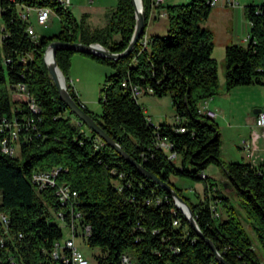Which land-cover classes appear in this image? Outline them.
I'll return each instance as SVG.
<instances>
[{"label":"trees","instance_id":"obj_1","mask_svg":"<svg viewBox=\"0 0 264 264\" xmlns=\"http://www.w3.org/2000/svg\"><path fill=\"white\" fill-rule=\"evenodd\" d=\"M210 1L162 7L168 34L151 36L146 48L139 41L118 61L67 49H59L56 60L72 97L126 153L187 201L201 232L225 261L262 264L255 246L264 252V164L226 163L218 123L199 113L203 101L221 92L214 35L202 26L213 11ZM143 5L146 34L152 0H143ZM66 6L60 0H0V215L9 220L7 234L0 220L5 242V247L0 243V264L10 257L20 264H63L51 255L63 232L50 218L69 207L59 202L57 187L39 190L33 182L35 172L55 168L60 169L57 185L68 184L78 193L82 225L91 228L85 243L101 249L96 264H122L124 255L135 264H222L168 191L71 113L48 70L45 54L53 42L99 43L112 53L124 52L136 27L132 0H117L108 24L94 30L86 15L77 20ZM26 8L51 9L60 19V30L30 36L33 24L22 17ZM245 15L251 25L248 45L225 50L227 91L264 85V3L246 6ZM77 54L114 71L102 88L101 115L89 111L70 85ZM124 82L142 93L170 96L178 123L153 125ZM15 130L19 147L12 156L3 151V143H11ZM164 139L170 150L160 147ZM211 165L223 172L225 189L205 175ZM172 177L203 182V196L195 193L198 201L192 202ZM226 187L238 195L245 221L231 206Z\"/></svg>","mask_w":264,"mask_h":264},{"label":"rangeland","instance_id":"obj_2","mask_svg":"<svg viewBox=\"0 0 264 264\" xmlns=\"http://www.w3.org/2000/svg\"><path fill=\"white\" fill-rule=\"evenodd\" d=\"M170 5H182V4H189L192 0H169ZM236 3H238V6L236 7H225L230 11H236L235 20L233 22H228L227 20H224L223 18L219 17H212L210 15V18L203 22L202 26L207 28V25H215L217 27V31H220L223 36H227L228 33L233 31L239 32L240 31V22H239V12H245V7L248 5H251L253 3H256L257 5H260L264 3V0H235ZM81 7L75 8L74 5H68L66 7L69 8V10L73 13V15L77 18V20H80L82 18L83 13L89 14L90 25L97 26V25H103L104 22L109 21L110 17L112 16L113 12L116 10L117 7V0H96L94 4L90 5L89 0H81ZM217 11V8L214 7L212 14ZM106 15V16H105ZM37 15L36 12H33L30 14V22L35 27V31L37 35H48L54 31H56L59 28L60 21L57 18V15L52 11L50 15V20L45 26H41L37 23ZM160 30H158V35L160 36H166L168 34V31H166V28H168V25L166 22L162 21L159 24ZM250 28V27H249ZM248 28V29H249ZM222 36V37H223ZM248 45V44H246ZM73 66V63H72ZM100 66V65H98ZM109 70L108 74H104L103 71L100 69L92 68L89 66L81 65L79 67L72 68L70 70L69 79L70 85L73 87V90L78 95L77 90H75V78L72 80V73L78 75L80 82L76 81L79 84H81V91L83 92L84 96H81L83 101H87L88 107L91 110L92 113L96 115H101L102 105L100 104V98L102 96V88L105 82L106 76L112 74L114 71L110 67H104ZM73 71V72H72ZM220 77L221 79H226V60L225 62L220 66ZM67 84V81H66ZM243 88H250L254 90L253 93L250 95L242 94L237 95L234 100V106L235 108L242 110V114L250 109L251 105L255 101H263L264 100V85H251V86H244ZM221 89V87H220ZM237 88L233 89L234 91ZM232 91V90H231ZM80 99V98H79ZM81 101V100H80ZM139 103L143 108V111H146L145 116L150 117L152 119V123L158 127L160 125H176L178 122L176 121V115L175 110L172 105V99L170 96L165 97H157L152 95L151 93H142V95L139 98ZM238 112H241L239 111ZM253 113H256V108H254ZM256 115V114H254ZM221 141L223 143V138L221 134ZM189 168L192 169L191 166ZM212 169L209 170L210 175H215L217 177V183L225 189V184L223 182V172L218 170L216 166L211 167ZM220 179V180H219ZM172 182L183 191V194L185 197L191 198L192 202L196 203L198 201L197 197L195 196V193L200 194L203 196V182H196L189 179L179 178V177H172ZM226 193V192H225ZM227 196L230 199L231 206L235 209V211L242 217V219L245 221V213L242 210L240 204L241 201L238 197V195L235 192H228L226 193ZM52 217L50 218V221L56 225H58L63 232V238L62 243L64 244L67 240L71 239V233L68 228L65 227V225L57 220L54 216V213H52ZM226 216V215H225ZM247 226V225H246ZM249 231L252 232L251 227H249ZM77 245L81 252L85 255V257L89 260L90 264H96V258L95 256L101 253L100 248H92L88 244L85 243L81 238L76 239ZM255 249L257 250L258 257L262 264H264V252L259 245L255 246Z\"/></svg>","mask_w":264,"mask_h":264},{"label":"crops","instance_id":"obj_3","mask_svg":"<svg viewBox=\"0 0 264 264\" xmlns=\"http://www.w3.org/2000/svg\"><path fill=\"white\" fill-rule=\"evenodd\" d=\"M235 0H217V11H215L213 14L211 13L212 17H219L223 18L224 20H227L228 22H233L235 20L236 11H230L225 7H236L238 6V3L235 2ZM70 5H74L75 8H79L81 6V0H70ZM90 5L94 4L89 0ZM170 1L166 0V3L164 6L170 5ZM233 4V5H231ZM256 4V3H253ZM162 7H159L158 9H153L151 11V16L149 20V24L147 27V36L150 38L153 35H158V30H160L159 24L164 21L168 25V19L167 14ZM87 16V24L91 29H100L104 28L107 24V22H104L103 25H97L92 26L90 25L89 14L83 13V16ZM106 16V15H105ZM58 18V17H57ZM210 18V17H209ZM210 18V19H211ZM59 19V18H58ZM239 22H240V31L237 33L233 31L228 33L227 36H223L220 31H217V27L215 25H207V28L212 31L214 35V42H215V48L213 52L214 58L217 60L219 65V81H220V87L221 92L219 96H216L212 99L205 100L201 103V106H204L209 109L216 110L218 113V117L215 120L220 128V132L222 134L223 143H222V158L226 163L230 162H247L251 163L254 166H260L264 164V131L257 126L256 120L258 117V114L260 112H264V100L263 101H255L252 103L250 109L246 110L242 114V110H239L235 108L234 106V100L235 97L242 94H248L251 96V93L254 92V90L250 88H243L238 87L235 91H227L226 90V80L220 77V66L225 62V50L226 47L230 45H241V46H247L248 44V38L250 33L251 25L249 21L246 18L245 12H239ZM60 21V19H59ZM60 23V22H59ZM61 24L59 25V28L48 34L52 35L57 33L60 30ZM250 27V28H249ZM249 28V29H248ZM166 31H168V28H166ZM223 36V37H222ZM81 65L89 66L92 68H96L97 70L101 69L104 74H108L109 70L107 68H104L106 66L101 65L94 60H92L89 57L77 54L73 57V66L72 68L79 67ZM100 65V66H98ZM73 72V71H72ZM72 78H75V90H77L79 101L89 110V105L87 101H83L81 96L83 95V92L81 91V84L78 86V83L76 81L80 82L79 77L74 72L72 73ZM74 78L72 80H74ZM71 80V79H70ZM256 108V113H253V109ZM241 111V112H238ZM146 113V111H144ZM256 114V115H254ZM211 167H214V165H211L208 169L205 170V175L218 180L215 175H210L209 170L212 169ZM218 170L220 168L217 167ZM221 171V170H220ZM223 182L226 181L225 176H223ZM220 180V179H219ZM226 192H231L230 189H227Z\"/></svg>","mask_w":264,"mask_h":264},{"label":"built area","instance_id":"obj_4","mask_svg":"<svg viewBox=\"0 0 264 264\" xmlns=\"http://www.w3.org/2000/svg\"><path fill=\"white\" fill-rule=\"evenodd\" d=\"M96 0H91L94 3ZM61 3L64 5H70V0H60ZM166 0H152V7L153 9H158L159 7L164 6ZM210 5L214 8L217 6V0H211ZM235 4V2L233 3ZM231 4V5H233ZM36 12L37 15V23L41 26L47 25L50 20L51 9L49 8H41L39 10H33L31 8H26L22 14L24 20H28L30 14ZM28 33L32 37H36L35 27L31 26L28 29ZM150 38L145 34L140 42L143 45V48H146L149 44ZM249 40V38H248ZM123 87L127 88L130 87L133 97L139 101L140 96L142 95V91L138 86H130L127 82L123 83ZM21 90H25L22 86ZM81 105V104H80ZM31 108L34 112H38L37 106L34 103H31ZM199 113L208 117L209 119L216 120L218 117V113L216 110L206 108L204 106H200ZM152 123V119L149 118ZM153 124V123H152ZM256 124L264 131V112H260L258 114ZM154 125V124H153ZM9 125L6 124L4 128H8ZM3 128H0L2 131ZM181 132H185V129H181ZM100 139V138H99ZM18 130L12 132L11 143L5 141L3 143V151L7 154L12 156L16 155L18 152ZM160 147L165 150H170L172 146L166 141L165 139L160 142ZM172 158L175 155L171 156ZM60 173L59 168H55L51 171H41L35 172L33 174V182L37 186L39 190H44L48 187H57V197L59 202L62 205H67L69 207L68 212H59L56 215L57 220L61 221L66 228L70 230L71 239L67 240L64 244L62 241L55 244L54 248L51 251L52 258L54 260H61L63 264H90L89 260L85 257V255L79 249L76 239L81 238L85 241L88 236L90 235L91 228L89 226L82 225V213H80L77 209V198L78 193L72 189V187L68 184H61L57 185V178ZM206 176L203 175V178ZM1 223L4 225L5 234H7V227L9 224L8 217L5 214L0 215ZM23 236L20 235L19 238L21 239ZM0 243L2 247H5L4 237L0 234ZM6 264H20L14 257H10ZM122 264H135L131 257L128 255H124L122 258Z\"/></svg>","mask_w":264,"mask_h":264},{"label":"water","instance_id":"obj_5","mask_svg":"<svg viewBox=\"0 0 264 264\" xmlns=\"http://www.w3.org/2000/svg\"><path fill=\"white\" fill-rule=\"evenodd\" d=\"M132 2L134 4L135 12H136V27H135L133 38L128 48L124 52L119 53V54L112 53L110 50L103 47L99 43L85 45L82 43L53 42L48 46L46 50V54H45V61L48 66V70L50 72V75H51V78L54 84L58 88V92H59L61 100L65 103V105L71 111V113L74 114L80 120V123L82 125H85L92 132H94L105 144H107L112 149H114L118 154H120L126 160L128 164L135 167L142 175L148 177L149 179H151L152 181H154L155 183H157L158 185L166 189L168 193L173 197L176 206L185 214L186 219L188 220L190 225L194 228L198 237L204 240L209 245V247L212 249V251L216 254L217 260L222 264H229L218 253L213 242L205 238L204 234L201 232L194 218L192 209L190 205L187 203V201L181 195H179L178 192L169 183L161 180L159 177H157L153 173L146 170L131 155L126 153L121 148V146L117 142H115V140H113L104 131V129H102L98 125V123L82 108L80 103H78L72 97V95L70 94L68 90L67 84H66V78L57 64L56 56H57V51L59 49L72 50L76 53L100 56V57L108 58V59L115 60V61L125 58L129 54H131L135 46L139 43L141 38L145 35V28H146V25H145L146 17H145L143 0H139L140 7L137 4V0H132ZM49 50L52 51V62L47 61V55H48Z\"/></svg>","mask_w":264,"mask_h":264},{"label":"bare ground","instance_id":"obj_6","mask_svg":"<svg viewBox=\"0 0 264 264\" xmlns=\"http://www.w3.org/2000/svg\"><path fill=\"white\" fill-rule=\"evenodd\" d=\"M137 4H138V6L140 7V2H139V0H137ZM47 61L48 62H52V51L51 50H49V52H48V55H47ZM60 76V75H59Z\"/></svg>","mask_w":264,"mask_h":264}]
</instances>
